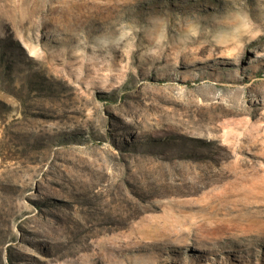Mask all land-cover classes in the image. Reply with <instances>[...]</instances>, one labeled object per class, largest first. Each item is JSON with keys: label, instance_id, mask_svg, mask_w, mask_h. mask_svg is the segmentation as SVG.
Wrapping results in <instances>:
<instances>
[{"label": "rangeland", "instance_id": "374dc122", "mask_svg": "<svg viewBox=\"0 0 264 264\" xmlns=\"http://www.w3.org/2000/svg\"><path fill=\"white\" fill-rule=\"evenodd\" d=\"M0 264H264V0H0Z\"/></svg>", "mask_w": 264, "mask_h": 264}, {"label": "bare ground", "instance_id": "6f19581e", "mask_svg": "<svg viewBox=\"0 0 264 264\" xmlns=\"http://www.w3.org/2000/svg\"><path fill=\"white\" fill-rule=\"evenodd\" d=\"M214 58V57H213ZM255 246V245H254Z\"/></svg>", "mask_w": 264, "mask_h": 264}]
</instances>
